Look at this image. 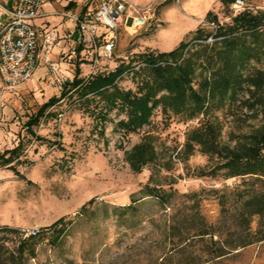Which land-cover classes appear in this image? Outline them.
Returning <instances> with one entry per match:
<instances>
[{
    "label": "rangeland",
    "instance_id": "obj_1",
    "mask_svg": "<svg viewBox=\"0 0 264 264\" xmlns=\"http://www.w3.org/2000/svg\"><path fill=\"white\" fill-rule=\"evenodd\" d=\"M130 1L141 7L154 3L155 15L136 35L120 32L113 60L100 68L107 74L130 64L134 71L117 82L122 91L141 96L143 83L152 79L144 57L170 53L182 43L188 44L183 60L193 56L194 91L205 94L204 82L217 80L227 63L238 81L225 94L215 90L199 116L191 117L189 105H160L148 125L132 132L120 125L129 115L119 103L111 107L92 95L86 101L70 83L64 120L57 113L46 117L53 105L37 118L45 104L58 98L57 91L59 96L63 92L46 70L37 68L29 91L22 86L0 100V227L27 233L61 218L69 222L61 244L44 242L27 264H264V242L236 249L264 228V219L240 215L248 193H264V178H227L226 170L219 169L223 160L191 141L207 124L218 132V147L230 150L264 135V84L251 82L264 83V33L240 39L241 51L231 55L223 45L206 52L196 40L198 31L201 39L212 34L206 24L214 20L208 14L228 33L233 19L246 9L264 14V0L228 10L219 0ZM71 3L74 7L68 9ZM99 3L59 0L45 5L43 13L96 10ZM43 21L51 29L62 25L74 32L61 16ZM59 54L55 49L53 59ZM81 58L64 60L70 82L79 66L81 78L88 77L90 62ZM142 145L152 156L134 171L130 155ZM5 238L15 248L18 236ZM223 250L229 251L218 257Z\"/></svg>",
    "mask_w": 264,
    "mask_h": 264
},
{
    "label": "trees",
    "instance_id": "obj_2",
    "mask_svg": "<svg viewBox=\"0 0 264 264\" xmlns=\"http://www.w3.org/2000/svg\"><path fill=\"white\" fill-rule=\"evenodd\" d=\"M225 9H230L237 1H242L246 5H250L255 0H219ZM74 7V3L69 4L68 9ZM209 20L216 22V17L208 14ZM210 21V22H214ZM264 14L258 13L254 15L246 9L243 13L237 15L233 19V25L229 28L228 33L220 27L218 33L214 37L215 41L212 44H205L209 36L202 38L200 31L197 33V41L203 48L212 49L215 45H223L224 51L227 55L235 54L240 50V39L246 36H253L264 33ZM219 25V24H218ZM264 38V36L262 37ZM188 48V44L182 43L177 49L170 53H160L158 55L148 54L144 57V69L151 73L152 79L146 81L142 85L141 96H135L132 92L122 91L117 84L126 72H133L134 69L124 64L119 65L113 72L107 74H98L87 81L79 78L80 69L77 67L75 77L70 85L74 91H79L84 99L88 96H99L106 100L108 105L114 107L121 105V108L126 109L129 118L127 122H122L120 125L127 131L135 132L145 125H148L153 115L154 110L160 106L165 105L167 108L179 109L185 108L189 105L191 117H196L204 113L208 98L214 91H221L223 94L227 93L231 87L232 82L238 81V77L234 76L232 68L230 69L228 63L219 73V78L214 82H204L205 94L198 93L191 88V78L194 73L193 56L184 59V53ZM76 51L80 53L81 47H77ZM252 84L262 85L263 81H257L255 78L251 79ZM69 85V84H68ZM66 86L68 88L69 86ZM63 90L61 96L67 95L68 92ZM166 94L158 97L159 93ZM58 98H53L37 114L41 116L42 113L58 102ZM195 137L192 143L195 142L200 145L202 151L210 156L220 157L222 163L219 166L220 170H226L227 178H244L246 176L264 178V156L261 154L264 149V135L253 137L250 144L242 145L235 150H230L226 147H218L217 138L218 132L211 125H203V128L194 132ZM190 142L186 145L190 150L193 146ZM152 156V155H151ZM150 150L147 146H138L130 155V165L134 171H140L142 167L150 160ZM152 193V192H151ZM247 200L242 204L240 215L247 216L249 219L258 216L264 219V193H248ZM84 208H82L83 211ZM252 209V210H251ZM247 219V224L249 225ZM68 224L66 218H61L51 226L41 228L32 232H20L18 229L9 226L0 227V264H27L29 260H35L37 257V250L44 242L52 246L60 245L66 234L68 233ZM256 238L248 243L239 244L237 248H244L255 243L264 242V228L258 229ZM7 235L18 236L19 240L15 248H9L5 237ZM207 235V234H201ZM229 250H223L218 257H222L228 253Z\"/></svg>",
    "mask_w": 264,
    "mask_h": 264
},
{
    "label": "built area",
    "instance_id": "obj_3",
    "mask_svg": "<svg viewBox=\"0 0 264 264\" xmlns=\"http://www.w3.org/2000/svg\"><path fill=\"white\" fill-rule=\"evenodd\" d=\"M58 1H0L2 21L0 25V100L5 96L16 94L18 88L31 83L40 61L47 67L49 81L56 83L62 91L70 83L69 76L62 71V63L53 62L50 57L52 48L62 46L61 41L57 36L53 37L51 32H47V28H39L36 25L37 21L55 15L61 16L73 25L77 35L75 45L81 47V51L78 53L74 50L71 55L74 59L78 56L88 58L90 62L88 77L83 79L79 75L78 78L87 81L98 74H103L100 68L105 62L113 60L120 32L136 35L148 27L155 15L154 3L141 7L130 0H100L96 10L84 8L80 12L43 13L45 5ZM245 5L244 2L237 1L234 7L242 8ZM156 22V27H160L158 25L160 22ZM206 25L212 30V35L204 43L212 44L220 26L214 22H208ZM40 30L44 33L42 49L45 54L43 57L39 53ZM67 40V43L74 44L73 36ZM70 94L72 93L60 96L58 102L47 110L46 117L51 113H57L59 121H63L70 110L67 106Z\"/></svg>",
    "mask_w": 264,
    "mask_h": 264
},
{
    "label": "crops",
    "instance_id": "obj_4",
    "mask_svg": "<svg viewBox=\"0 0 264 264\" xmlns=\"http://www.w3.org/2000/svg\"><path fill=\"white\" fill-rule=\"evenodd\" d=\"M36 25L39 28H42V29L47 28V32H51L53 37H56L57 36L59 38V40L61 41V45L62 46L52 48L51 53H50V57H51V60L53 62H60V63H62V71L66 75H69V69L70 68H69V65H67V63L64 60H66L67 58L70 59V60L71 59H74L72 57V55H71V52L74 51V50H76V48H77V46L75 45V42L77 41V35L75 34V29H74V32H70L69 30H66L62 25L55 26L54 28L51 29L49 27V24L47 22L43 21V20L37 21L36 22ZM70 33H71V35H70ZM43 35H44V33L40 30V32L38 34V40H39V51H40L39 53H40V56L41 57H43L44 54H45V52L42 49L43 40H44V36ZM70 36H73V40H74V44L73 45L67 43V41H68L67 39ZM66 47H69V51L68 52H65V49L64 48H66ZM55 49H59L60 50V54H59L58 60H54L53 59V56H52ZM44 66L45 65L43 64V62L40 61V63L38 64L37 68L42 67L47 72V67L45 66V68H46L45 69ZM70 67H73V66L70 65ZM29 85H30V83L24 85L25 86V92L29 91ZM59 94H60V92L57 91L56 96L58 98L61 96V95L59 96ZM61 94H62V92H61Z\"/></svg>",
    "mask_w": 264,
    "mask_h": 264
}]
</instances>
